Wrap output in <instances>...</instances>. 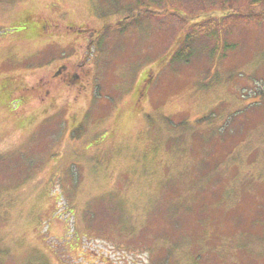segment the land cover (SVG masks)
<instances>
[{
	"label": "rangeland",
	"instance_id": "rangeland-1",
	"mask_svg": "<svg viewBox=\"0 0 264 264\" xmlns=\"http://www.w3.org/2000/svg\"><path fill=\"white\" fill-rule=\"evenodd\" d=\"M154 1L0 0V264H264V23Z\"/></svg>",
	"mask_w": 264,
	"mask_h": 264
},
{
	"label": "trees",
	"instance_id": "trees-1",
	"mask_svg": "<svg viewBox=\"0 0 264 264\" xmlns=\"http://www.w3.org/2000/svg\"><path fill=\"white\" fill-rule=\"evenodd\" d=\"M131 3L132 4L129 6V7H131V10L130 11L128 10V14H129L128 21L129 22L128 21L127 22L132 27L138 26L139 22L142 20V19H136V16L131 13L132 10H134L135 5H137L139 3H141V7L142 8L145 7V9H149L150 11H152V13H149V14L145 15V17H144L145 19L155 18L157 13L158 14L162 13V12H156L155 10L152 9V6H154V5L158 6L157 2L154 1V0H150L148 3L146 2L145 4H143V2H141L140 0H131ZM163 4H164V1L162 0V5ZM255 4L259 5V0L250 1L249 2V8L250 9L246 13L238 11L237 13L229 14L227 16H221L220 18L211 17V18L205 20L203 23H218L219 20H221L223 22L232 21V22H238V23H240V22H242V23H246V22L251 23V22H253L254 23V22L263 21V23H264V10H262L261 12H252L251 11L252 6H254ZM166 17H168L170 19L171 17H182V16H179V15L177 16L175 14V12H169ZM156 18H160V17H156ZM127 22L126 21H119L117 24H118V26L121 27L120 30L119 29L118 30L114 29L112 31L107 30V32L111 33V32L116 30L117 34L122 35V34H124L123 31L126 29V25L125 24ZM123 25H125V26H123ZM211 30H213L211 27L210 28L206 27L204 30L199 31L198 34H201L203 31H211ZM103 31L106 32L105 26H103L101 28V30H100L101 33H103ZM188 38H190V37L188 36ZM225 46H228V45H225ZM229 48L233 49L234 46H230ZM192 49L194 51V48L191 47V44L187 43L184 46V43H183V45H181V47H179L177 50H175L172 55L169 54V61L172 62V63L178 62V61H182L183 62L184 61V59H183L184 56L187 57V58H189V57L191 58L192 57ZM224 50H228V49L226 48V49H223V50L220 51L222 57L224 56L223 55ZM59 70H60V68H59ZM59 73H61V72H59ZM60 79H61V76L58 78V81ZM211 118H212L211 116L210 117H205L203 119L198 120L197 122L198 123H205L204 121H207L208 119L210 120Z\"/></svg>",
	"mask_w": 264,
	"mask_h": 264
}]
</instances>
